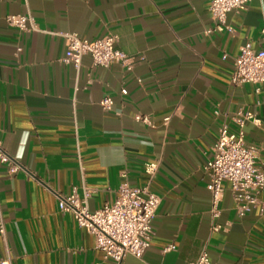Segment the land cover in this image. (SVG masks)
<instances>
[{
    "label": "crops",
    "instance_id": "crops-1",
    "mask_svg": "<svg viewBox=\"0 0 264 264\" xmlns=\"http://www.w3.org/2000/svg\"><path fill=\"white\" fill-rule=\"evenodd\" d=\"M210 2L0 0V143L20 165L10 173L0 163V264H111L55 194L75 189L94 211L123 182L148 185L160 202L149 246L121 264H187L203 248L209 264H264V212L240 217L224 183L214 217L204 168L220 127L235 131L241 108L253 115L244 140L264 170V83L230 82L240 47L264 46V0L227 13L231 32L211 31ZM9 14H30L35 29L9 26ZM68 32L117 35L131 69L94 65L88 54L78 67L63 62Z\"/></svg>",
    "mask_w": 264,
    "mask_h": 264
},
{
    "label": "built area",
    "instance_id": "built-area-1",
    "mask_svg": "<svg viewBox=\"0 0 264 264\" xmlns=\"http://www.w3.org/2000/svg\"><path fill=\"white\" fill-rule=\"evenodd\" d=\"M250 0H211L209 10L215 26L211 30L232 31L226 23L227 13L239 12L246 9ZM6 23L19 31L35 29L33 17L30 14H9L5 17ZM264 41V28L261 30ZM67 48L62 58L65 63H72L78 67L81 57L91 56L94 65L108 66L111 63H121L127 70L131 69V58L115 47L117 35L108 33L101 38L87 39L75 32L64 33ZM18 50H20L18 48ZM140 81V79H138ZM233 85L243 83H264V46L259 49L252 47L249 41L245 42L234 57L233 68L230 74ZM127 89L120 90L125 95ZM113 99L105 96L101 105L105 110H111ZM250 112L238 109L232 120L236 124L235 131H230L226 124L219 129V135L212 146V156L205 163V172L208 175L207 189L211 195V212L218 216V205L221 201L225 186L236 204L237 214L242 217L252 208L264 212V199L259 194L264 190V170L258 162L257 149L244 140V125L252 119ZM134 119L143 123H150L148 116L136 114ZM165 122L168 120L166 117ZM0 163L8 165V171L14 173L20 169L19 163L12 158L1 146ZM156 164L150 163L145 171L152 177ZM59 210L71 213L76 223L93 234L95 248L103 252L105 259L111 264H121L125 255L141 257L150 244L153 235L152 221L160 202V197L149 189L148 185L141 187L131 186L123 182L118 186L116 197L112 202L90 211L86 195L80 197L74 189L68 195L55 194ZM219 226L214 227V230ZM3 225L0 231L3 232ZM175 246L168 245L164 250H172ZM1 264H11L4 260ZM187 264H209L208 253L203 248L196 260Z\"/></svg>",
    "mask_w": 264,
    "mask_h": 264
}]
</instances>
